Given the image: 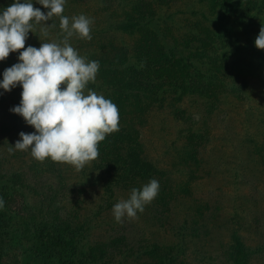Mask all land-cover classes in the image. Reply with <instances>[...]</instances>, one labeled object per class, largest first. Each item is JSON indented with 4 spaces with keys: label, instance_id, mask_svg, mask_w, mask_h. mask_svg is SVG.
<instances>
[{
    "label": "trees",
    "instance_id": "1",
    "mask_svg": "<svg viewBox=\"0 0 264 264\" xmlns=\"http://www.w3.org/2000/svg\"><path fill=\"white\" fill-rule=\"evenodd\" d=\"M135 1H140L137 4L140 13L137 14L136 7L126 8L127 6H124V3L122 6L126 8H124V24L119 25L118 22H115L114 19L118 15L116 11L110 10L107 6L105 10L108 14L104 17V20L102 19V22L100 19L93 20L94 24L90 33L92 39L90 41L75 36L70 41L81 56L86 57L89 61H99L100 68L96 81L95 83L90 82L88 88L98 94H103L107 99H111L117 105L120 114V130L107 135L105 140L99 143V157L76 173L75 176L80 178V182L75 184L74 188L84 189L90 187L93 190L98 188L99 191L103 189L109 195V199H112L116 192L129 195L131 189H139L151 179H157L160 184L159 194L150 204L145 206L143 217L147 216L146 221L151 220L153 223L157 219V223L165 225V218L172 216L168 222L171 227L174 226L171 232L172 240L168 243L166 241L164 245L157 243L160 247H157L156 254H161L157 256V263L160 261L159 264H184L198 261L196 259L199 256L203 259L201 260L202 263L206 264L201 254L203 253L205 257L206 253L210 257L213 256L211 252L215 248L213 243L210 242L218 236V232L216 233L214 228L216 226L214 224H217L214 214L219 212V206L210 207L205 200L197 195L200 193L195 191L198 186L197 183L202 178L211 182L210 180L213 179L216 169L220 168V164L222 167L232 165L229 158H234V155H225L223 152H229V150L237 148L242 151L244 145L248 146L250 164L256 167L261 165V161L264 160V143L261 139L264 140V136L258 133L257 127L264 125V121H259V123L256 118L262 119L263 114H258L257 117L248 114L247 117H244L243 126L248 125V132H246L248 140L246 142L236 140L235 144L231 141L227 146V140L213 136V140L216 138L214 142H219L223 148H217L216 144L212 146L210 151L207 150L205 144L209 138L211 139V130H214L206 129L205 126L208 119L217 117V114H214L217 111L216 107L211 109L206 107L203 110L200 106L201 108L197 110L196 106V110H194L191 108L193 106H190L188 109L195 113L204 111L203 114H191L189 116L191 121L198 122V129L188 130L187 132L181 131V136H178L172 143L166 137L167 147H163L164 152L161 156H154V152L150 148L153 142L151 140L147 141L146 130L153 118L152 112L154 109L163 111L173 109V114L178 116V113L182 110L174 108V106L182 104L185 100L187 102L191 101L189 100L190 97L186 99V96L196 95L200 91L199 88H202L200 81H203L202 79L214 80L215 85L213 83L208 84L205 92L213 95L212 90L217 87L218 81H215V79L218 75H224L225 78L233 76V74H229L226 66L231 65L233 61L236 62L238 52H231V58L228 55L219 58V54L214 50H222L223 48L229 50V48H232L230 44H237L235 40H238L240 31L247 29V27L249 29L248 33L251 34L248 41L252 40V35L256 36L255 29L264 26V0H199L200 3L206 5L202 17L207 20L203 25L209 31L207 36H223L221 38L230 41L225 43V47L222 45L218 47V44H216V48H212L210 51V56L199 54L200 52H207L209 47L203 40H197V35L194 34L197 31L198 34L203 35L204 31L200 30V24L196 26L188 23L178 26L179 22L176 20V22H170L171 25L167 24L169 20L177 17L176 14L178 15L181 12L180 6L168 4L170 0ZM243 3L248 4V9L247 7L241 8ZM83 4H85V0H70V4L64 6L63 15L71 18L72 16L84 14L89 17L92 7L88 5L87 8L85 7V11L79 8V5ZM117 5L121 6L119 1H117ZM34 7L45 13L48 11L39 3L35 4ZM170 12H172V15H170ZM55 19H58L57 22H52L55 27L49 28L48 31L49 35L52 31L55 34V39H60L62 38L59 27L60 21L58 17H55ZM174 23L177 25H174ZM184 28L188 32H181ZM49 35L47 37L42 35V39H38L36 43H31L30 38L33 34L29 33L25 47L34 46L39 48L41 41H52L47 39ZM43 36L46 39H43ZM125 36H129L132 42L128 41L130 39L127 40ZM136 36L140 37V41L135 39ZM195 39L197 40L196 43ZM74 40H76V43ZM250 44H253V41ZM255 51L253 45H248V53L253 52L256 60L264 59V52ZM14 58L16 60L18 56L13 52L4 61L7 63H9V60L13 61L12 66L19 62V60L15 62ZM4 61H0V68ZM142 62L145 65L143 68L140 67ZM235 64H238V60ZM254 67L255 65L251 67L248 62V79L244 75H240L238 78L241 77L242 81L245 83L248 81L249 83V74H252L250 69ZM3 72L4 70L0 71L1 79H3ZM212 73L213 76L210 75ZM246 85L238 80L229 81L223 89L227 92L226 95L231 92L237 94L238 102L248 97L251 105L257 103L259 107H263L254 99L256 92L249 85L247 88ZM252 87L254 88V86ZM10 92H12V98L7 99L9 103L7 114H12V117L8 124L12 120L14 122L8 131H5H7V138L12 137L11 146H14L15 142L20 139L19 133L21 131L32 133L35 129L27 125L22 116L17 114L18 117L15 119L16 114L10 111L11 108L20 104L22 87L17 85ZM205 98L209 97L205 96ZM172 99H176V101L173 100L174 105L168 107L167 103ZM182 105H185V102ZM250 108L252 109L251 106ZM173 114L171 115L173 116ZM3 129L0 130V134H4ZM204 130L207 131V134ZM203 151L205 157L202 155ZM17 153H23L22 156L24 157L30 151L18 152L17 150L11 154L7 152L5 158L13 157ZM166 159L169 162H166ZM43 165L39 169L47 175L46 180L55 176L58 178L59 184L63 183L61 164L46 161ZM39 169L32 166V170L37 174L40 173ZM237 170L232 169L235 177L238 176L236 174ZM240 171L243 176H246L249 173L248 171L254 172L249 167L248 171L246 168H242ZM201 172L203 176L199 178ZM93 179L97 181H93ZM5 184L7 183H3V186ZM52 186L50 183L49 188ZM61 188L63 187L53 188V196L48 198L49 204L46 206V210L43 209L45 211L37 209L34 212L30 210L25 224L21 225L22 222L19 217L11 216L12 218H8L7 222L9 224L7 226L11 228L12 234H7V249L11 247L12 241H17V239L20 241V233H27L29 229L31 239L35 243H41L45 248L42 252L41 247H36L34 249L35 254L37 251L42 256L49 249L52 256L55 253L70 256V254H76L77 251H80L83 243L79 242L74 247H67V236H70L68 239H71L75 234H79L78 238L81 239L77 240L83 241V232L88 230V228L85 229V226L91 225L92 222L86 219V222L79 226L75 218L62 213L58 207V191H61ZM4 202V204H7L5 206L11 203L7 200H4ZM170 207L171 211L180 208L182 212L175 211L171 215ZM65 212H68L67 207H65ZM208 212H210V215L204 216ZM5 215L1 213L0 217L4 218ZM149 215H155L156 217L149 218ZM206 217L207 220H205ZM2 223L6 225L5 220ZM64 233L67 236H64ZM233 236H235V231ZM236 241H238L237 247L231 253L234 258L240 259L245 252L249 253V248H247L245 241L240 239L239 235L236 236ZM17 243L14 242L13 245L16 246ZM204 248H207V250L203 251ZM230 250V248L227 250L219 249L218 252L220 255L222 253L229 254ZM1 251L3 250L0 249V259L6 254V252ZM212 258L214 259V256ZM98 260V254H94L92 260H84V262L85 264H98ZM207 263L209 264L208 260ZM50 264H56V262L52 261ZM57 264H65V262H57Z\"/></svg>",
    "mask_w": 264,
    "mask_h": 264
},
{
    "label": "rangeland",
    "instance_id": "2",
    "mask_svg": "<svg viewBox=\"0 0 264 264\" xmlns=\"http://www.w3.org/2000/svg\"><path fill=\"white\" fill-rule=\"evenodd\" d=\"M117 1L120 2L121 6L117 5ZM117 1L85 0V4L79 5V8L86 11L88 5L91 6L92 9H90L89 18L92 20L100 19L102 22V19L104 20V17L108 14L107 10H105L108 6L110 10L116 11L118 16L114 20L118 22L119 25L125 23L123 17L126 8L136 7L137 14L140 13V9L137 6L140 1ZM145 1L147 2V0ZM13 2L14 0H0V12ZM21 2H23V0H21ZM32 3L33 6L37 4L36 0H32ZM124 3V6H127L126 8L122 7ZM65 4H70V0H67ZM168 4H177L180 6L181 12L178 15L176 14L177 17L175 19L169 20L167 24L171 25L170 22L176 21L179 22L178 26L188 23L196 26L200 24V30L204 31L203 35L198 34L197 31H195L194 34L197 35V40H203L209 47L207 52H200L199 54L210 56V51L212 48H216V44H218V47H221V45L225 47V43L227 41L230 42L229 40L221 38L223 36H207L209 31L203 26L207 20L202 17V12L206 5L200 3L199 0H170ZM244 7L248 9V4L243 3L241 8ZM170 15H172V12H170ZM57 21L58 19L56 20L55 17H53L52 21H46L45 23L50 25L52 22ZM174 25L177 24L174 23ZM248 30L247 27V29H242L240 31L238 40H235L237 44L231 43L230 46L232 48H229V50H227V48L214 50L219 54V58H223L226 55L231 58V52H238L236 55L238 64H235L237 62L236 60V62L233 61L231 65L228 64V66H226L229 74H233L234 78L233 76L225 78L224 75H218L215 79V81H218L217 87L212 90L213 95L205 92L208 84L210 85L213 83L215 85L214 80L202 79L203 81H200L202 83V88H199L200 91L196 95L186 96V99L190 97L189 100L191 101L187 102L185 100V105H182L183 102L179 105L176 104L177 107L174 106V108H180V110H182L178 113V116L173 114V109H166L164 111L161 109L153 110V118L149 122L146 135L148 136L147 141L151 140V142H153L150 148L153 150L154 156H161L164 152L163 147H167L166 137L169 138V142L172 143L178 136H181V131L187 132L188 130L198 129V122L191 121V117L189 116L191 114H203L204 111L195 113L188 109L190 106H193L191 108L194 110H196V106L197 110L201 107L203 110L206 107H210V109L217 108V111L214 112V114H217V117L208 119L205 126L206 129L214 130H211V139L209 138L208 142L205 144L208 151L216 144L217 148H223L222 144L214 142L217 137L227 140V146H229L228 144H230L231 141L234 143L236 140L238 142H246L248 140V136L246 135V132H248V125L245 127L242 122L244 117H247L248 114H253L255 117H257L258 114H263L262 119H256L258 122L264 121V59L256 60L253 52L248 53V45H253L256 50L255 52L259 50L258 52L262 53L264 50L257 49L254 43L260 29H255L257 35H252V40L249 41L248 37H250L251 34L250 32L248 33ZM181 32L188 31L184 28ZM31 34H33L32 38H30L31 43H36L38 39H42L41 37L43 34L40 25H36ZM125 38L127 40L130 39L129 36H125ZM43 39L46 38L43 36ZM47 39L54 40L55 34L51 31ZM135 39L140 41V37L138 36H136ZM196 39L195 43L197 42ZM128 41L132 42V39ZM251 41H253V44H250ZM74 42L76 43V40H74ZM14 53L16 56H19V52ZM17 60L18 58H16V60L14 58L15 62H17ZM248 62L251 64V67L253 65H255V67L250 69L252 74H249V83L248 81L245 83L242 81L243 79L241 77L238 78V76L244 75L248 79ZM12 63L13 61L11 60H9V63L4 61L1 64L0 71L5 70L7 67L11 66ZM225 74L227 75L226 72ZM210 75L213 76V73ZM237 80L244 85L247 84V88L249 85L256 92L254 99L263 105V107H259L257 103L251 105L248 97L238 102L237 94L235 95L231 92L229 95H226L227 92L223 89L226 83L228 84L229 81L234 82ZM0 81H2L1 77ZM252 86H254V88ZM193 88H195V86H193ZM205 96L209 98H205ZM8 98H12V92H5L4 89L2 90L0 88V130L4 128V134H0V191L1 198L11 202L8 203V206L4 204V208L0 209V214H6L4 218L0 217V249L3 250L1 252H6L0 259V264H50L52 261H55L56 264L62 261H64L65 264H85L84 260H92L94 254H98V261L100 264H156L158 262L157 256L161 255L156 254L157 247L159 245H164L166 241L168 243L172 240L171 232L174 226L171 227L168 222L172 216L166 217L165 225H161V223H157V219L154 223L151 222V220L146 221L147 216L143 217L144 210L142 213L137 212L136 219L130 220L125 217L121 223H117L112 214L113 205L120 200L128 199L129 195L123 192H116V195H114L112 199H109V195L105 193L103 189L99 191L98 188L93 190V188L90 187L84 189L80 187L74 188L75 184H79L80 178H76L75 175H77V171L73 166L68 164L59 163L63 169V183L61 182L59 184V180L55 176L50 178L51 180H46L47 175L39 168L44 166L43 163L46 161L55 163L50 158L46 159L44 162H40L34 159L30 153L26 154L24 157L22 156L23 153H17L13 157L5 158L12 139L10 136L7 138L6 132L14 122V120H12L11 123L8 124L12 117V114H7V106L9 105L7 102ZM173 100L176 101V99L169 100L167 103L168 107L174 105L172 103ZM171 114H173V116ZM17 117L18 115L16 114L15 119ZM263 126L264 125H260V127H257V131L261 136H264ZM204 132L207 134L206 130H204ZM213 136L216 137L214 140ZM261 141L264 143L263 139H261ZM243 148L242 151H239L237 148L235 150H229V152H223L225 155H234V158H229L232 165L222 167L219 163L220 168L216 169L213 179L210 180L211 182L202 178V172L199 174V178H202V180H199L197 183L198 186L195 191L200 192L197 195L205 200L210 207L214 205L216 207L219 206V212L214 214V219L217 221V224H214L216 225L214 228L216 233L218 232V236L215 240H211L210 242L213 243V247L215 248V250L211 252L214 259L212 258L213 256L210 257L208 253H206V257L203 253L201 254L206 264H208L207 260L209 264H264V160L261 161V165L258 167L251 165L248 159V146L244 145ZM18 152L22 151L18 150ZM202 155L205 157L204 151ZM165 161L169 162L168 159ZM30 165L39 169L40 173L37 174L33 171ZM248 167L253 169L254 172L248 171ZM242 168H246L249 172L246 176H243L242 173L240 174V169ZM232 169H238L236 171L238 176L235 177ZM36 175L37 177H35ZM93 181L97 180L93 179ZM3 183H7L4 185L5 187ZM50 183L53 185L52 187L56 189L63 187L61 191H58V207L62 213L75 218L79 226L83 225L86 219L92 222L91 225L85 226V229L88 228V230L83 232V241H79L81 239L78 238L79 234H75L71 239H68L70 236L68 237L64 233V236H67V247H74L79 242L83 243L81 244L80 251H77L76 254H70V256L68 254L58 255L56 253L52 256L49 249L46 250L44 254L42 253V256L37 251L35 254L34 249L36 247H41L42 252H44L45 248L41 243H35L31 239L29 229L27 233H20L21 238H19L20 241L17 239L18 243L16 240L12 241L10 247V243L8 242L10 248L7 249V234H12L11 228L7 226L9 224L7 222L8 218L11 216L19 217L22 222L21 225H23L27 222L30 210L34 212L37 209L45 211L46 206L49 204L48 198L52 197L54 193L53 188H49ZM65 207H67L68 212H65ZM169 209L171 211V207ZM175 211L182 212L179 208L176 210L173 209L170 214L172 215ZM209 215L210 212H208L207 215L204 214V216ZM155 217V215H149V218ZM207 219L206 217L205 220ZM3 220L6 221V225L2 223ZM207 223L209 225V222ZM234 231L235 236H233ZM237 235L240 236L241 240L243 239L245 241L247 248H249V253L245 252L240 259L234 258V255L231 253L237 247ZM14 242L17 243L16 246L13 245ZM157 243L160 244L158 245ZM207 248H204L203 251L207 250ZM228 248L231 249L229 254H219V249L227 250ZM196 260L199 262L194 261L184 264H203L201 261L203 259L201 257L197 256Z\"/></svg>",
    "mask_w": 264,
    "mask_h": 264
},
{
    "label": "clouds",
    "instance_id": "3",
    "mask_svg": "<svg viewBox=\"0 0 264 264\" xmlns=\"http://www.w3.org/2000/svg\"><path fill=\"white\" fill-rule=\"evenodd\" d=\"M48 11L33 6L32 0H14L0 12V61L13 52H19L18 63L3 72L0 88L10 92L22 87L21 100L11 112L23 117L32 133H19L20 139L8 152L30 151L37 161L50 158L53 162L68 164L79 172L99 155V143L106 136L118 132L119 109L111 99L88 88L95 83L99 61L87 60L72 46L71 38L91 40L94 21L84 14L64 16L66 0H36ZM53 17L59 18L60 39L42 42L39 48L25 47L28 34L40 25L47 37L55 27ZM257 49L264 50V26L255 39ZM145 65L142 62L140 67ZM160 184L151 179L141 188H133L126 200L112 208L117 223L123 218L136 219L159 194ZM0 198V209L4 208Z\"/></svg>",
    "mask_w": 264,
    "mask_h": 264
}]
</instances>
